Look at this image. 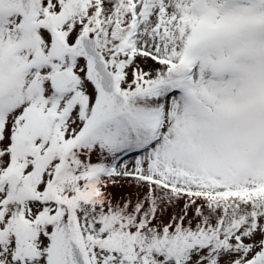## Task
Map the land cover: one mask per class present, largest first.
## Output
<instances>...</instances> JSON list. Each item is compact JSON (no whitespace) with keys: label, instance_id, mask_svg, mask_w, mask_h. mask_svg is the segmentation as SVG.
<instances>
[{"label":"snow or ice","instance_id":"snow-or-ice-1","mask_svg":"<svg viewBox=\"0 0 264 264\" xmlns=\"http://www.w3.org/2000/svg\"><path fill=\"white\" fill-rule=\"evenodd\" d=\"M0 264H264V0H0Z\"/></svg>","mask_w":264,"mask_h":264}]
</instances>
